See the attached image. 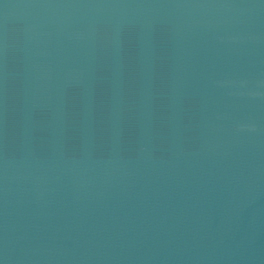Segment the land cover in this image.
Segmentation results:
<instances>
[{
  "label": "water",
  "instance_id": "water-1",
  "mask_svg": "<svg viewBox=\"0 0 264 264\" xmlns=\"http://www.w3.org/2000/svg\"><path fill=\"white\" fill-rule=\"evenodd\" d=\"M264 186V0H0V264H113Z\"/></svg>",
  "mask_w": 264,
  "mask_h": 264
}]
</instances>
